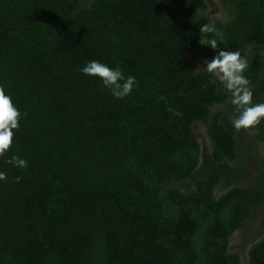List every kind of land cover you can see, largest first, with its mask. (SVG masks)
<instances>
[{"label":"trees","instance_id":"trees-1","mask_svg":"<svg viewBox=\"0 0 264 264\" xmlns=\"http://www.w3.org/2000/svg\"><path fill=\"white\" fill-rule=\"evenodd\" d=\"M208 23L264 103V0H0V86L21 113L0 157V264H264V219L244 237L264 119L233 128L203 70ZM91 60L135 77L131 94L84 75Z\"/></svg>","mask_w":264,"mask_h":264},{"label":"clouds","instance_id":"clouds-1","mask_svg":"<svg viewBox=\"0 0 264 264\" xmlns=\"http://www.w3.org/2000/svg\"><path fill=\"white\" fill-rule=\"evenodd\" d=\"M199 44L207 46L216 51L210 60L206 59L203 70L213 74L223 85V88L230 93L231 104L235 106L237 115L232 120L235 131L248 130L256 127L264 119V103L253 104V91L250 81L244 76L248 68V60L241 55L239 50L218 49L223 44L224 33L220 31L215 23L204 24L199 28ZM80 71L89 77L99 78L104 87L116 99H124L131 94L136 84L135 77L127 76L119 67L111 68L98 60H91L83 66ZM169 111H173L169 108ZM176 116L182 113L175 112ZM21 113L14 105L12 98L5 94L0 86V157H3L11 148L14 138V130L19 129ZM6 163L14 167L24 169L27 167L26 160L19 155H13ZM7 179V173L0 172V181ZM16 183L20 177H16Z\"/></svg>","mask_w":264,"mask_h":264},{"label":"rangeland","instance_id":"rangeland-1","mask_svg":"<svg viewBox=\"0 0 264 264\" xmlns=\"http://www.w3.org/2000/svg\"><path fill=\"white\" fill-rule=\"evenodd\" d=\"M249 172L250 174H253L252 169L249 170ZM263 219H264V206L254 210V219L249 223L246 231H244L245 234L244 237L255 235V233L259 230V227Z\"/></svg>","mask_w":264,"mask_h":264}]
</instances>
